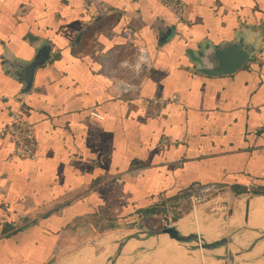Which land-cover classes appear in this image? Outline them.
<instances>
[{
	"label": "crops",
	"instance_id": "obj_1",
	"mask_svg": "<svg viewBox=\"0 0 264 264\" xmlns=\"http://www.w3.org/2000/svg\"><path fill=\"white\" fill-rule=\"evenodd\" d=\"M180 1L185 24L160 0H104L110 13L98 19L82 0H0V264H49L62 241L160 214H182L178 223L197 212L213 225L200 235L219 241L236 233L227 221L236 202L264 200L251 193L264 191V0ZM127 29L152 67L137 96L120 98L109 75ZM238 31L258 39L251 62L221 78L194 72L201 45ZM44 43L52 57L22 96L6 60L29 62ZM15 111L34 128L35 161L16 158L2 134ZM162 139L172 142L165 151ZM208 185L223 192L191 211L192 191ZM218 204L225 223L208 214ZM157 242L130 264H201L192 244L173 254L167 237ZM108 250L82 264H108Z\"/></svg>",
	"mask_w": 264,
	"mask_h": 264
},
{
	"label": "rangeland",
	"instance_id": "obj_2",
	"mask_svg": "<svg viewBox=\"0 0 264 264\" xmlns=\"http://www.w3.org/2000/svg\"><path fill=\"white\" fill-rule=\"evenodd\" d=\"M235 206L237 208L233 210V212L235 211L233 213L234 215L231 214L230 217H228V220L227 218L225 219L229 223L235 222L237 224L236 233L233 236L227 237L230 238V244L226 246L225 249L214 250L212 248H206V244L203 243L204 250H196L197 254L200 255L201 253L204 255L205 263L208 264H264V200L240 201L236 202ZM215 210L217 211L213 212ZM187 212L186 216L189 215ZM211 212L213 213L211 214ZM225 212L226 207L224 209L222 204H218L214 209L210 210V212L208 211V214H211L214 218H219V221L225 223L223 217L228 215L225 214ZM182 217L183 216L181 214L178 218ZM197 217L200 223L198 234H201L202 232L206 237H212V232L206 229L211 228L213 225L209 224L208 227H206L203 224L201 215L199 213H197ZM163 219L164 214H160L153 218L138 220L134 224L122 226L120 228H108V231L104 233H86L84 235L85 237H78L74 240L67 239L68 242H61L59 249L49 264H60L65 261L66 263L70 264L71 260H73V258L70 257L76 255V253H79L81 249H83L82 253H85L82 261H75L71 264H82L84 260L88 259L90 256V254L88 255L87 253L91 252V255L95 256L98 255V253H100V251L103 249L108 248L109 252H113V254L110 256L112 258L115 256V253L119 250V248H122L123 250L124 247H127V245L130 244L131 240H140V242H145L148 245L152 244L154 246L150 248V246L145 247L141 245L140 248L134 250L135 254L133 253L131 254V257L129 256L130 260L132 261L133 258L137 259L138 257L140 259V255L141 257H147L151 253L155 252V249L157 248L155 245L161 238H149L150 236L148 233L161 230L163 228ZM213 222L217 223V220ZM175 224V227L184 235H187L185 233H188V231H191V233L196 232L193 214L185 217L178 223L176 221ZM204 228L206 229L204 230ZM168 241L171 242V250L173 254L175 252L179 253L181 250L179 247H181L183 244L181 245L180 243L171 241L169 239ZM102 242L105 243L100 245ZM192 245L194 246V243H192ZM185 250L189 251L190 248H185ZM120 257L121 254H119V258ZM98 261L99 259L96 260V263ZM112 263H114V261ZM108 264L111 263L109 262Z\"/></svg>",
	"mask_w": 264,
	"mask_h": 264
},
{
	"label": "built area",
	"instance_id": "obj_3",
	"mask_svg": "<svg viewBox=\"0 0 264 264\" xmlns=\"http://www.w3.org/2000/svg\"><path fill=\"white\" fill-rule=\"evenodd\" d=\"M86 10L93 12V18L98 19L107 16L110 8L104 0H82ZM162 6L171 13L179 23H186L185 14L187 5L180 0H160ZM112 34V33H110ZM122 37L125 45L120 56L115 58V70L109 75L112 79L111 88L116 96L133 97L139 93L140 82L151 69L152 62L148 52L136 44L133 32L130 29L124 30ZM114 64V61H113ZM177 98L169 100L178 103ZM149 103L164 104L163 100H149ZM93 117L99 119L96 114ZM2 134L13 146V155L20 160L35 161L37 159V140L34 128L31 124L21 118V112L15 111L10 114V122L3 129ZM172 146L168 139H162L158 145L160 151H165ZM223 190L215 185L195 188L190 197L189 204L191 211L196 209L213 198L219 196ZM179 216L177 214H166L164 216L163 228L175 227V222Z\"/></svg>",
	"mask_w": 264,
	"mask_h": 264
},
{
	"label": "water",
	"instance_id": "obj_4",
	"mask_svg": "<svg viewBox=\"0 0 264 264\" xmlns=\"http://www.w3.org/2000/svg\"><path fill=\"white\" fill-rule=\"evenodd\" d=\"M258 50V39L250 38L246 32H236L234 38L220 44L206 43L201 45L193 54L191 62L194 64V72L208 78H221L232 76L241 71L254 59ZM52 57V48L43 44L36 50L35 57L29 62H17L7 59V70L15 80L23 85L21 95H26L32 88L35 72ZM149 238L166 236L169 240L180 243H205L206 248L214 250L225 249L230 244V238L209 242L198 233L184 235L176 227L150 232ZM120 249L109 262L114 264L119 257ZM114 261V263H112Z\"/></svg>",
	"mask_w": 264,
	"mask_h": 264
},
{
	"label": "bare ground",
	"instance_id": "obj_5",
	"mask_svg": "<svg viewBox=\"0 0 264 264\" xmlns=\"http://www.w3.org/2000/svg\"><path fill=\"white\" fill-rule=\"evenodd\" d=\"M193 220H194V226H195V231H199V227H200V223H199V220H198V217H197V212L193 213ZM199 225V226H198ZM188 244H192V243H188ZM142 246H145V247H149V245L147 243H138V245H135L133 248L132 247H129L128 249H123L122 250V254L124 257H120L117 259V261L115 262V264H122V263H125V264H130V263H133V262H138L137 260H140L139 257L136 259H132V261L130 260L129 256L131 257V254L135 252H133L135 249L137 248H140ZM205 246V245H204ZM190 250L192 251H203L204 250V247H203V243L201 242H197V243H194V246L190 247ZM196 251V252H197ZM113 254V252H108V256H111ZM122 256V255H121ZM204 255H202L200 253V259H201V264H204V258H203ZM136 257V256H135ZM124 259V261H123ZM108 262V261H107ZM105 263V259H102L101 261H99L97 264H104ZM109 263V262H108ZM186 263H189V262H186ZM107 264V263H105Z\"/></svg>",
	"mask_w": 264,
	"mask_h": 264
},
{
	"label": "trees",
	"instance_id": "obj_6",
	"mask_svg": "<svg viewBox=\"0 0 264 264\" xmlns=\"http://www.w3.org/2000/svg\"><path fill=\"white\" fill-rule=\"evenodd\" d=\"M253 195H264V191L261 192V191H252L251 192Z\"/></svg>",
	"mask_w": 264,
	"mask_h": 264
}]
</instances>
